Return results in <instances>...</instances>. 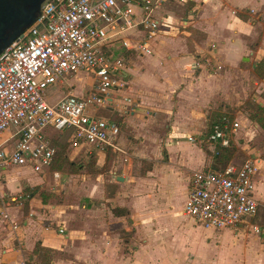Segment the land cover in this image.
I'll return each mask as SVG.
<instances>
[{
  "label": "crops",
  "instance_id": "obj_1",
  "mask_svg": "<svg viewBox=\"0 0 264 264\" xmlns=\"http://www.w3.org/2000/svg\"><path fill=\"white\" fill-rule=\"evenodd\" d=\"M174 1L189 3L185 10L186 17L180 22V29L183 30L170 25L173 16L171 11L166 10V17L160 14L163 21L159 31L164 32L162 27L166 26V35L158 32L150 44V54L138 55L139 58L131 65L126 63L124 78L127 85L122 94L130 96L133 103L122 102L116 110L110 111L127 113L123 117V125L115 119L120 128L115 140L117 145H128L134 148L133 154H137L136 157L142 160L149 157L152 160V167L144 176H125L123 194L117 192L112 198L114 205L110 208H126L128 214L114 216L109 207L108 213H99L95 210L97 207L93 210L91 197H84L83 213L64 217L55 213L54 206L46 210V213L40 210L46 205H35L33 194L25 196L21 207L12 204L6 209L8 217L16 225L13 226L0 214V264H22L18 260L21 250L13 247L14 240H18L25 248L21 252H30L36 243L63 252V258L56 256L52 264L121 262H109L111 258L136 261L143 249L151 250L147 254L153 260H158L161 257L157 251L166 248L170 252L166 259H170L186 248H191L189 243H192V251L188 252L187 257L184 256V264H187L199 258V230L215 241L214 248H207L209 256L199 251V264H264V226L261 228L252 222L254 217L235 228L214 229L203 227L183 213L192 173L196 170L216 169L212 154L217 144L206 140V108L210 109L219 97L226 99L223 93H226L227 83L221 82L225 72L222 74L217 69L213 73L209 72L206 62L209 64L216 61L221 65H229L232 70L227 74H231L236 71V66L239 69L240 58L248 59L242 57V54L249 42L254 46L251 53L264 55V32H260L264 27V0ZM243 9L258 12V16L250 17L249 12L238 14ZM168 28L175 29L172 31L174 37L167 35ZM254 29L259 32L257 37H254ZM254 38L256 40L252 41ZM158 39L160 43H157ZM155 46L160 49H154ZM234 119L239 124L236 131L241 128L247 135L245 128L253 123L245 118L248 123L241 126L240 119L235 115ZM237 134L234 137L232 134L231 141L235 142ZM182 138L200 146L197 147L199 155L192 157L188 166L179 158L177 150ZM151 140L159 143L153 152L148 151L151 149L148 146L152 144L149 142ZM203 145L208 148L205 149ZM172 149L176 157H173ZM105 150L98 153L104 154ZM259 159L262 168L254 179V195L264 202V161ZM232 160L229 163H233ZM15 167H9L4 172L2 189L7 193L21 191L16 182L13 189H5L6 174ZM172 168L177 169L173 173L179 181L175 190L166 188V171ZM176 193L181 205L178 213L172 198ZM53 223L61 232L52 228ZM123 229L130 233L126 239H121L119 235ZM129 240L134 248L130 256H125L122 244L129 243ZM209 258L214 261L210 262Z\"/></svg>",
  "mask_w": 264,
  "mask_h": 264
},
{
  "label": "built area",
  "instance_id": "obj_2",
  "mask_svg": "<svg viewBox=\"0 0 264 264\" xmlns=\"http://www.w3.org/2000/svg\"><path fill=\"white\" fill-rule=\"evenodd\" d=\"M163 1L45 0L33 23L0 52V134L12 130L11 137L16 136L12 145L0 143V214L13 226L6 209L21 207L25 196L2 189L4 172L13 166L49 170L55 155L49 131L69 130L70 147L85 153L120 149L118 123L98 113L133 103L122 94L127 61L116 48L150 54L163 21ZM78 72L92 76L89 90L48 101L52 84ZM238 126L223 117L212 124L206 140L227 146ZM260 163L255 156L222 169L194 171L183 213L214 229L235 228L255 217L262 204L254 195ZM53 176L60 177L58 172Z\"/></svg>",
  "mask_w": 264,
  "mask_h": 264
},
{
  "label": "rangeland",
  "instance_id": "obj_3",
  "mask_svg": "<svg viewBox=\"0 0 264 264\" xmlns=\"http://www.w3.org/2000/svg\"><path fill=\"white\" fill-rule=\"evenodd\" d=\"M188 4V2L179 3L174 0H167L166 2V0H164L162 3L163 6L161 5L159 9V14L166 17V10L171 11L170 14H173V16L170 19V25L172 26L173 24L180 29V22L186 17L185 10ZM243 12H249L248 16L253 18L258 16V12L255 13L251 9L249 11L243 9L238 14L242 15L244 14ZM162 28L164 32H159L166 35V26ZM174 30V28H168L169 32L167 35L170 38L175 36L172 32ZM253 32L254 37H257L259 34L258 30L254 29ZM260 32H264V27L260 29ZM154 39H156V37ZM254 40L256 39H252V41ZM157 43H160V39H158ZM156 48L160 49L158 46L154 47V49ZM251 49H254V46L252 42H249L247 49L242 54V57H247L248 59L245 60L244 58H240L238 64L239 69H237L238 66L235 65L236 71L231 74H227L232 70L229 65H221L216 61L210 62L209 64L206 62V69L209 72L213 73L216 69L221 71L222 74L225 72L223 74L225 77H221V82L224 84L227 83L226 93H223L226 99L224 98L223 100V98L219 97L215 103H212L210 109L209 107L206 108L208 114L212 111H227L240 119L242 122H240L241 126L245 122L248 123L245 118L255 124V126H253V124L249 123V126H247L248 128H245L247 135H245V132H243L241 128L233 133V137L238 133L233 144L235 151L231 157L235 164H239L243 160L254 158L255 156L264 161V128H261L256 122L249 118V115L256 111V103L264 104V55H258V53L256 54L255 52L251 53ZM124 51L125 48H116V54L122 52L128 65H131L136 61V58H139V53L137 51L129 50L126 53H124ZM92 83V76L85 72L66 75L65 79L49 87L47 99L52 102L68 92L78 95L82 94L90 89ZM232 84L233 87L231 86ZM110 111L101 109L98 113L105 118H114L120 123L122 122L123 125V117L127 113H123L124 111L119 110L114 112ZM234 121L236 120L234 119ZM122 131L125 133L124 129H122ZM12 135V130L1 133L0 143L8 146L14 144L16 136L13 138L11 137ZM49 135L55 149L53 163H51L49 170H45L43 173L36 175L28 166L15 167L9 170L10 172L6 174L5 180V189L7 190L13 189L15 182L17 183V188H21L22 193L26 189L36 187V192L32 195L33 203L39 205L42 203L46 205L45 207L42 206L40 209L44 210L45 213L46 210L53 209L52 206H54L56 207L55 213L58 215L64 217L73 214L81 215L84 210L82 207L84 197H91V203L94 206L93 210L97 207L95 209L97 212L106 214L108 213L107 207L110 208L111 205H114L112 198L116 196L117 192H120V195L123 194L122 186L124 185L123 183L126 182L125 176H144L146 171L152 167V160H150L149 157H147L146 160L136 157L135 155L137 154H133L134 148L128 145L123 146L118 144L119 150L109 148L104 151V154H99L96 151L85 153L81 150L71 148L68 136L65 133H61L60 131H49ZM180 141L181 145L177 148L180 156L179 158L183 162H186L184 165L188 166V164L191 163L190 160L192 157L195 158V156L199 155L197 147L200 146L189 142L187 138H182ZM149 142L152 144H148V146L151 147L148 151L153 152L155 145L157 146L159 143H156L154 140ZM203 147L205 149L208 148L206 145H203ZM136 153H138V151H136ZM172 153L173 157H176V153L173 149ZM162 156H164V153ZM261 165L260 163V168L257 170L255 178L260 173L262 168ZM175 170L177 171L176 168H172L171 171H166V188L171 187L174 188V190L177 189L176 186L179 185V181L177 180V175L173 173ZM53 172H58L60 177L58 179L55 178ZM118 176L124 179L119 181L117 179ZM172 198L176 204L174 208L178 213L181 210V205H179L178 201V193L172 195ZM261 203L259 211L252 219V222L263 228L264 202ZM177 219L180 220L179 218ZM48 225H50V223H48ZM51 226L56 229V231L60 230L54 223L51 224ZM201 231L202 230L198 231L197 244V255L199 258V251L203 253V255L209 256L207 248L212 249L215 247L214 239L205 236ZM119 235L121 239L122 237L126 239L130 233L129 230L123 229L119 232ZM127 243L128 242L122 244V250L125 249V256H130L134 247L130 240L129 243ZM189 245H191V248H186L184 252L181 251V253L173 255L170 259H166V256L170 255L168 248H166L167 250L160 249L157 251L158 256L161 257L158 260H153L147 254V252H151V250L143 249L139 256H137L136 261L111 258L109 262L121 261L117 264H184V256L187 257L188 252L192 251V243H189ZM13 247L18 251L25 250L18 240H14ZM72 249L74 250V247H72ZM21 251L19 253L21 258L19 257L18 260L19 262L21 261L22 264H41L40 258L33 254L32 250L30 252L28 250ZM56 256L60 259L63 258V252H58L53 248L52 260ZM199 258L193 261L191 260V262L187 264H199L201 261ZM209 260L210 262L214 261L212 258H209Z\"/></svg>",
  "mask_w": 264,
  "mask_h": 264
},
{
  "label": "trees",
  "instance_id": "obj_4",
  "mask_svg": "<svg viewBox=\"0 0 264 264\" xmlns=\"http://www.w3.org/2000/svg\"><path fill=\"white\" fill-rule=\"evenodd\" d=\"M127 51L125 50L124 53ZM122 53V52H121ZM123 54V53H122ZM256 111L249 115V118L256 122L261 128H264V104L256 103L255 104ZM228 118L230 121H233L234 115L228 113L227 111H212L207 115V130L206 136L209 134L211 130V126L215 122L222 121V118ZM68 137L70 134L69 130L64 131ZM234 142L230 140V143L227 146H220L217 144L215 152H213V162L214 166L217 169L224 168L230 161L233 153L235 151V147L233 146ZM54 159V157H53ZM53 163V160L52 162ZM28 190V191H26ZM23 191L24 196H31L36 192V187L31 189H26ZM112 214L114 216H123L128 214V210L126 208L121 207H113L111 208ZM33 254H35L38 258H40L41 264H52V252L53 248L49 246L42 245L41 243H36L32 249Z\"/></svg>",
  "mask_w": 264,
  "mask_h": 264
},
{
  "label": "water",
  "instance_id": "obj_5",
  "mask_svg": "<svg viewBox=\"0 0 264 264\" xmlns=\"http://www.w3.org/2000/svg\"><path fill=\"white\" fill-rule=\"evenodd\" d=\"M44 1L0 0V52L33 23Z\"/></svg>",
  "mask_w": 264,
  "mask_h": 264
}]
</instances>
